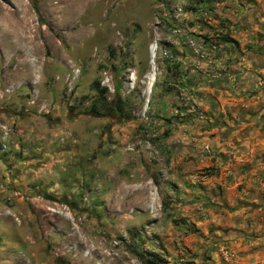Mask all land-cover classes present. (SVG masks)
I'll list each match as a JSON object with an SVG mask.
<instances>
[{
    "label": "rangeland",
    "instance_id": "374dc122",
    "mask_svg": "<svg viewBox=\"0 0 264 264\" xmlns=\"http://www.w3.org/2000/svg\"><path fill=\"white\" fill-rule=\"evenodd\" d=\"M258 16L264 0H0V264H264ZM213 128L226 150L179 138Z\"/></svg>",
    "mask_w": 264,
    "mask_h": 264
},
{
    "label": "crops",
    "instance_id": "0c3cea01",
    "mask_svg": "<svg viewBox=\"0 0 264 264\" xmlns=\"http://www.w3.org/2000/svg\"><path fill=\"white\" fill-rule=\"evenodd\" d=\"M253 10V9H252ZM255 11V9L253 10V12ZM245 15H247L246 13H244ZM244 14H242L241 16H244ZM255 15V14H254ZM259 19V20H258ZM262 17H257L253 18L252 21H250L249 19H247L246 17L244 18L243 22H244V26L246 27H252L254 30L256 28H262V30H264V24H262L261 22ZM264 19V18H263ZM248 22V23H247ZM253 25L255 26V28L253 27ZM248 29V28H247ZM207 87V86H206ZM205 88V87H203ZM214 128L211 131H205L204 134L201 135H195L194 137H188L186 135H181L179 138L184 142V141H192V139L195 140V142L197 143V145L202 146V144L206 143L209 145H212L213 149L215 148V150L217 152H220V150H226L227 148V143H228V139H230L229 134H227L226 132H220L219 134H214L213 136H210L211 134H213L212 132H214ZM202 133V132H200ZM178 133H176L175 135H177ZM173 136H170V138H173ZM191 139V140H190ZM247 142L246 141H241L238 145H236L234 147V153L235 155H243L244 154V150L245 146H246ZM178 172V170H176ZM181 174L182 172H185L184 170L179 171ZM162 188V187H160ZM180 188L182 189L181 185Z\"/></svg>",
    "mask_w": 264,
    "mask_h": 264
},
{
    "label": "trees",
    "instance_id": "16d2710c",
    "mask_svg": "<svg viewBox=\"0 0 264 264\" xmlns=\"http://www.w3.org/2000/svg\"><path fill=\"white\" fill-rule=\"evenodd\" d=\"M95 89L97 90V93L99 94V102H101L103 104L105 102V100H106L105 97H104L105 89L99 87L97 83L95 85ZM93 109H94V112H95L96 109L95 108H93ZM109 109L118 112L120 115L123 114V107L121 105V99H120L119 96L116 97L113 107H111Z\"/></svg>",
    "mask_w": 264,
    "mask_h": 264
},
{
    "label": "built area",
    "instance_id": "2783aa9c",
    "mask_svg": "<svg viewBox=\"0 0 264 264\" xmlns=\"http://www.w3.org/2000/svg\"><path fill=\"white\" fill-rule=\"evenodd\" d=\"M154 152H155V154H157L156 155V158H158V151L157 150H154ZM227 258V257H226Z\"/></svg>",
    "mask_w": 264,
    "mask_h": 264
},
{
    "label": "bare ground",
    "instance_id": "6f19581e",
    "mask_svg": "<svg viewBox=\"0 0 264 264\" xmlns=\"http://www.w3.org/2000/svg\"><path fill=\"white\" fill-rule=\"evenodd\" d=\"M73 1H74V0H73ZM71 17H72V16H71ZM71 17H70V18H71Z\"/></svg>",
    "mask_w": 264,
    "mask_h": 264
}]
</instances>
